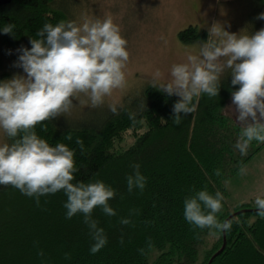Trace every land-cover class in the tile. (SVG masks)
<instances>
[{"label":"trees","instance_id":"obj_1","mask_svg":"<svg viewBox=\"0 0 264 264\" xmlns=\"http://www.w3.org/2000/svg\"><path fill=\"white\" fill-rule=\"evenodd\" d=\"M253 2L257 14L250 34L264 28L257 18L264 13V0ZM71 5L72 0H12L0 5V28L15 26L12 34L0 32V81L10 75L8 63L17 57L12 54L16 51L19 56L18 49L30 48V38H36L45 23L69 21ZM177 37L184 44L211 39L196 25L180 30ZM238 87L231 85L226 73L218 96H202L195 112L181 114L180 125L172 122V108L179 98L150 83L135 96H126L119 115L112 113L98 124L71 125L56 117L37 125L34 131L50 145L64 143L75 150L79 171L73 183L100 180L115 190L109 204L116 215L94 210L92 218L104 229L108 243L90 254L89 229L80 214L65 218L63 192L42 196L38 207L34 198L0 186V264H208L224 239V248L210 264H264V218L247 204L229 210L225 201V181L264 146L253 141L243 157L234 148L242 126L228 112V105ZM127 137L133 141L122 148ZM77 139L83 141V154ZM133 163H139L147 178L142 193L127 190L126 177L133 174ZM217 168L219 176L214 175ZM199 190L224 195L218 218L233 222L230 232L193 230L186 222L184 200ZM121 218L132 223L123 225ZM153 251L157 253L150 260Z\"/></svg>","mask_w":264,"mask_h":264},{"label":"clouds","instance_id":"obj_2","mask_svg":"<svg viewBox=\"0 0 264 264\" xmlns=\"http://www.w3.org/2000/svg\"><path fill=\"white\" fill-rule=\"evenodd\" d=\"M257 18L264 20V13ZM14 27L6 24L0 32L12 34ZM209 36L212 38L201 43L198 52L186 54V62L172 65L166 81L156 72L150 84L179 97L172 108V122L180 125L181 114L195 112L202 96L217 97L221 79L230 74L231 85L239 86L231 93V104L235 121L242 126L234 148L243 157L253 141L264 143V28L238 35L219 25L211 27ZM30 44V48L18 49L15 62L24 75L0 81V132L11 141L0 142V186H11L34 198L38 207L42 196L63 192L67 197L65 218L83 216L93 241L89 252L96 254L107 245L108 238L92 213L99 208L103 214L115 216L109 201L116 192L100 180L73 183L79 171L75 150L64 143L50 145L34 129L70 113L73 101L81 94L88 97L91 108H98L114 90L123 89L130 55L127 40L111 19H95L80 25L74 21L45 23L36 38H30ZM109 110L119 115L116 105H109ZM76 143L83 154V141L77 139ZM130 167L133 174L126 177L127 190L142 193L147 178L141 174L139 163ZM240 171H245L243 166ZM220 174L219 168L214 170V175ZM223 201L220 191L213 195L199 190L185 198L184 218L193 230L227 234L233 222L218 218ZM254 203L257 214L264 218V196H256ZM132 211L138 214V210ZM120 223L129 225L132 221L121 218ZM64 258L70 260L71 255L65 253Z\"/></svg>","mask_w":264,"mask_h":264},{"label":"rangeland","instance_id":"obj_3","mask_svg":"<svg viewBox=\"0 0 264 264\" xmlns=\"http://www.w3.org/2000/svg\"><path fill=\"white\" fill-rule=\"evenodd\" d=\"M256 14L253 0H72L69 21L80 25L85 20L111 19L127 40L130 55L124 69L126 86L123 89L114 90L98 108H91L88 97L81 94L73 101L70 113L59 117L71 125L98 124L112 114L109 105L119 108L128 96H135L149 84L156 72L166 81L172 65L186 62L188 52H198L199 43L184 44L178 39L180 30L196 25L209 34L211 27L221 25L230 33L250 35ZM263 22L260 19L261 27ZM15 52L12 56L17 57L7 66L10 75L4 80L24 75L23 69L15 66L18 60V52ZM232 107L230 103L228 112L235 118ZM132 141V137H127L121 147L126 148ZM0 142H8L2 132ZM243 168V173L239 170L225 181L229 210L241 204L256 208V196H264V146ZM207 241L210 243L211 239ZM156 253L152 252L150 260Z\"/></svg>","mask_w":264,"mask_h":264},{"label":"water","instance_id":"obj_4","mask_svg":"<svg viewBox=\"0 0 264 264\" xmlns=\"http://www.w3.org/2000/svg\"><path fill=\"white\" fill-rule=\"evenodd\" d=\"M10 1H12V0H0V5L7 4ZM225 244H226V242H225V239H224L221 248L213 255V257L216 256L217 254H219L221 252V250L224 248ZM213 257L209 260V263L208 264H210V262L212 261Z\"/></svg>","mask_w":264,"mask_h":264}]
</instances>
